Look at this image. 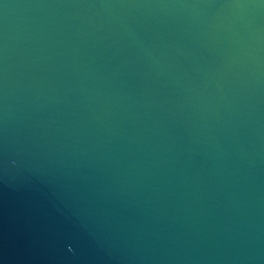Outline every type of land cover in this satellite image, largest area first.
<instances>
[{"label":"water","instance_id":"95a60500","mask_svg":"<svg viewBox=\"0 0 264 264\" xmlns=\"http://www.w3.org/2000/svg\"><path fill=\"white\" fill-rule=\"evenodd\" d=\"M0 264H264V0H0Z\"/></svg>","mask_w":264,"mask_h":264}]
</instances>
